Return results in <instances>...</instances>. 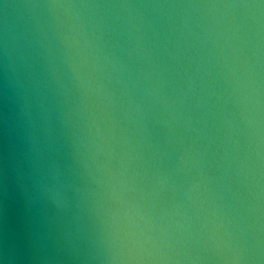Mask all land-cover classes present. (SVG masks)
Segmentation results:
<instances>
[{"label": "water", "instance_id": "water-1", "mask_svg": "<svg viewBox=\"0 0 264 264\" xmlns=\"http://www.w3.org/2000/svg\"><path fill=\"white\" fill-rule=\"evenodd\" d=\"M0 264H264V0H0Z\"/></svg>", "mask_w": 264, "mask_h": 264}]
</instances>
